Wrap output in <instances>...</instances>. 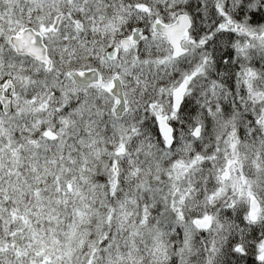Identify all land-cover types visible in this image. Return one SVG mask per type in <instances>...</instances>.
I'll list each match as a JSON object with an SVG mask.
<instances>
[{
    "label": "snow or ice",
    "instance_id": "obj_1",
    "mask_svg": "<svg viewBox=\"0 0 264 264\" xmlns=\"http://www.w3.org/2000/svg\"><path fill=\"white\" fill-rule=\"evenodd\" d=\"M0 264H264V0H0Z\"/></svg>",
    "mask_w": 264,
    "mask_h": 264
}]
</instances>
